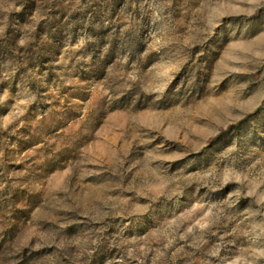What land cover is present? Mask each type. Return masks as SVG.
Masks as SVG:
<instances>
[{
	"label": "rangeland",
	"instance_id": "obj_1",
	"mask_svg": "<svg viewBox=\"0 0 264 264\" xmlns=\"http://www.w3.org/2000/svg\"><path fill=\"white\" fill-rule=\"evenodd\" d=\"M261 8L0 0V264H264Z\"/></svg>",
	"mask_w": 264,
	"mask_h": 264
},
{
	"label": "trees",
	"instance_id": "obj_2",
	"mask_svg": "<svg viewBox=\"0 0 264 264\" xmlns=\"http://www.w3.org/2000/svg\"><path fill=\"white\" fill-rule=\"evenodd\" d=\"M263 11H264V8H261V9L259 10V13H261V12H263ZM241 124H242V122H240L239 124H236V125L232 126V127H231L232 131H233V132H238L239 128L241 127Z\"/></svg>",
	"mask_w": 264,
	"mask_h": 264
}]
</instances>
